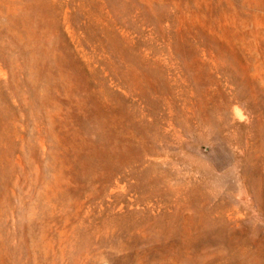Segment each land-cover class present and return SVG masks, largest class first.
I'll list each match as a JSON object with an SVG mask.
<instances>
[{"label": "rangeland", "instance_id": "1", "mask_svg": "<svg viewBox=\"0 0 264 264\" xmlns=\"http://www.w3.org/2000/svg\"><path fill=\"white\" fill-rule=\"evenodd\" d=\"M0 264H264V0H0Z\"/></svg>", "mask_w": 264, "mask_h": 264}]
</instances>
